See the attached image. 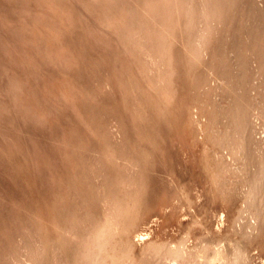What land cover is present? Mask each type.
Segmentation results:
<instances>
[{
    "label": "rangeland",
    "instance_id": "1",
    "mask_svg": "<svg viewBox=\"0 0 264 264\" xmlns=\"http://www.w3.org/2000/svg\"><path fill=\"white\" fill-rule=\"evenodd\" d=\"M180 1L0 0V264H264V0Z\"/></svg>",
    "mask_w": 264,
    "mask_h": 264
},
{
    "label": "bare ground",
    "instance_id": "2",
    "mask_svg": "<svg viewBox=\"0 0 264 264\" xmlns=\"http://www.w3.org/2000/svg\"><path fill=\"white\" fill-rule=\"evenodd\" d=\"M175 3H181L180 0H174ZM176 5V4H175ZM219 5V4H218ZM216 2H213L211 4H205L201 6L200 12H199V16L195 19H193V17H191L189 14L193 13V9H189L186 10V19L187 21L184 24V27L189 30V32L193 33V43H194V48H196L198 51H202L203 46L205 44L206 39L208 38V36L211 33V27L213 25V22L216 20L217 15H220L218 13L219 11V7H218ZM181 6V5H180ZM187 6V5H186ZM173 7V6H172ZM218 7V8H217ZM169 10V9H168ZM179 11V10H178ZM183 11V10H182ZM183 13V12H182ZM181 13V14H182ZM170 22V21H169ZM168 29V28H167ZM167 34V33H166ZM168 37V36H167ZM151 41V40H150ZM161 44V43H160ZM157 47V45H156ZM232 53V52H231ZM216 69V68H215ZM155 72V71H154ZM237 73V72H236ZM187 78V77H186ZM169 85V83H168ZM236 121V120H235ZM247 127V126H246ZM252 146V145H251ZM262 160L264 161V157H262ZM237 167V166H236ZM233 168V167H232ZM250 173V172H249ZM263 177H264V172L262 170L259 169V171H257L254 174V177L252 180H250L247 184V189L245 190L246 192V200L245 203L249 206H252L253 204H255L257 202L256 198H258L259 196H261L263 194L262 191V184H263ZM261 198V197H260ZM262 199V198H261ZM258 202H261V200H258ZM245 204V205H246ZM247 208V206H246ZM252 208V207H251ZM264 209V208H263ZM246 211V210H245ZM241 212V211H240ZM260 212V211H259ZM264 214V213H263ZM262 215V214H261ZM236 218V217H235ZM251 220V219H250ZM114 222V221H113ZM118 225V224H117ZM111 224L108 221L107 223H105V226L103 228V230L101 231L102 237H106V235H108L107 233H110L111 231ZM115 229V228H114ZM113 231V230H112ZM119 233V232H117ZM110 239V238H109ZM95 241V240H94ZM230 242V241H229ZM95 244V243H94ZM162 245V244H161ZM230 245V244H229ZM235 246V245H233ZM231 246V247H233ZM236 247V246H235ZM156 248V247H155ZM153 249L157 250V249ZM237 249V248H236ZM233 250V249H232ZM200 251V250H199ZM155 253H157L156 251H154ZM206 252V249H205ZM235 252V251H234ZM233 252V253H234ZM241 252V251H240ZM159 253V252H158ZM166 253L168 254H172L175 257H177V259L180 257V253L178 250H167ZM207 253V252H206ZM205 253V254H206ZM160 254V253H159ZM185 254V253H184ZM236 254H239V252H237ZM233 255L235 256V258L232 257V260L228 263L225 262L226 264H238V260H240V256L239 255ZM90 255V254H88ZM161 255V254H160ZM218 256H221V253L217 254ZM91 262L90 264H106V261L104 259H102V256L100 255V250L97 248H93L92 252H91ZM168 256V255H167ZM170 256V255H169ZM186 257V255H184ZM205 256V255H203ZM243 256V255H242ZM171 257V256H170ZM202 257V256H201ZM216 256H208L207 262L208 264H213V261L215 259ZM193 259V257H191ZM199 258V256H198ZM220 258V257H219ZM162 257L159 256L157 258V263L160 264ZM165 258H163L164 260ZM181 259V258H180ZM243 259V258H242ZM206 260V258H205ZM226 261V260H225ZM175 262V261H174ZM206 262V261H204ZM242 262V260H241ZM240 262V263H241ZM120 262H118V260H116L115 262L111 263V264H119ZM155 263V262H154ZM177 262H175L174 264H176ZM179 263V262H178ZM183 263H186L183 262ZM196 263V262H195ZM194 263V264H195ZM125 264V263H123ZM180 264V263H179ZM197 264V263H196ZM199 264V263H198Z\"/></svg>",
    "mask_w": 264,
    "mask_h": 264
}]
</instances>
